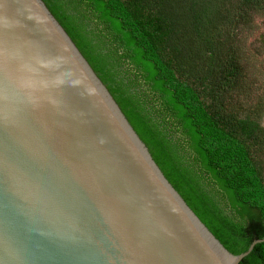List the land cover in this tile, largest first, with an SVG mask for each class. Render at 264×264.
<instances>
[{
	"label": "water",
	"instance_id": "water-1",
	"mask_svg": "<svg viewBox=\"0 0 264 264\" xmlns=\"http://www.w3.org/2000/svg\"><path fill=\"white\" fill-rule=\"evenodd\" d=\"M100 0H0V264H263Z\"/></svg>",
	"mask_w": 264,
	"mask_h": 264
},
{
	"label": "trees",
	"instance_id": "trees-1",
	"mask_svg": "<svg viewBox=\"0 0 264 264\" xmlns=\"http://www.w3.org/2000/svg\"><path fill=\"white\" fill-rule=\"evenodd\" d=\"M100 2L251 241L264 238V106L239 100L235 32L264 0ZM255 247L264 264V242Z\"/></svg>",
	"mask_w": 264,
	"mask_h": 264
},
{
	"label": "rangeland",
	"instance_id": "rangeland-1",
	"mask_svg": "<svg viewBox=\"0 0 264 264\" xmlns=\"http://www.w3.org/2000/svg\"><path fill=\"white\" fill-rule=\"evenodd\" d=\"M235 32L248 87L239 100L247 109L259 103L264 106V15H252Z\"/></svg>",
	"mask_w": 264,
	"mask_h": 264
}]
</instances>
